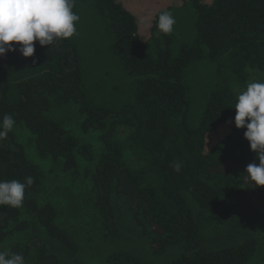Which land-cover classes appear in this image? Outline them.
I'll return each mask as SVG.
<instances>
[{
  "label": "trees",
  "instance_id": "obj_1",
  "mask_svg": "<svg viewBox=\"0 0 264 264\" xmlns=\"http://www.w3.org/2000/svg\"><path fill=\"white\" fill-rule=\"evenodd\" d=\"M154 8L141 28L121 0H76V35L0 57V120L16 121L0 181L34 179L22 207L0 206V251L25 264H264V186L246 173L259 161L234 124L238 95L264 81V0Z\"/></svg>",
  "mask_w": 264,
  "mask_h": 264
},
{
  "label": "clouds",
  "instance_id": "obj_2",
  "mask_svg": "<svg viewBox=\"0 0 264 264\" xmlns=\"http://www.w3.org/2000/svg\"><path fill=\"white\" fill-rule=\"evenodd\" d=\"M75 4L76 0H0V57L14 51L25 58L34 57V42L49 46L60 39L72 38L77 34L76 23L80 20V16L73 11ZM175 24L171 11L159 13L156 27L163 34H171ZM235 112V127L246 129L244 138L259 161L246 166L247 179L255 186H264V81L254 80L247 84L246 90L238 95ZM15 125L12 115L3 116L0 120V141L6 140ZM172 167L180 172L182 164L175 162ZM25 180V183L0 181V206H23L25 190L34 184L32 177ZM0 264H25V258L3 250L0 251Z\"/></svg>",
  "mask_w": 264,
  "mask_h": 264
},
{
  "label": "rangeland",
  "instance_id": "obj_3",
  "mask_svg": "<svg viewBox=\"0 0 264 264\" xmlns=\"http://www.w3.org/2000/svg\"><path fill=\"white\" fill-rule=\"evenodd\" d=\"M121 1L125 9L133 13L141 28L146 27L150 23V16L153 15L159 9V8H154L151 10L149 9L150 4L156 0H121ZM89 14L93 16V20H91L92 23L99 20V18L95 15V12L94 13L89 12ZM125 88L126 90H129V88L133 89V87H130L129 85H126ZM124 95L125 96L123 98H126V92H124Z\"/></svg>",
  "mask_w": 264,
  "mask_h": 264
}]
</instances>
